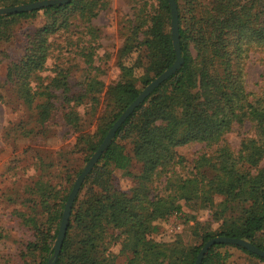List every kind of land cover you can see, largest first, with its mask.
I'll list each match as a JSON object with an SVG mask.
<instances>
[{"label":"trees","instance_id":"16d2710c","mask_svg":"<svg viewBox=\"0 0 264 264\" xmlns=\"http://www.w3.org/2000/svg\"><path fill=\"white\" fill-rule=\"evenodd\" d=\"M31 1L0 0V5ZM148 1L141 0L121 49L127 54L136 46L137 56L130 65L122 64L121 78L106 88L111 109L98 118L96 139L80 130L81 118L75 110L69 108L64 113L66 123L81 131L76 144L87 149L85 161L142 88L175 60L168 0H151L155 2L152 12L146 10ZM175 1L183 62L126 117L83 179L54 264H193L201 246L213 236L243 238L264 251V165H259L264 158V87L259 92L247 91L243 73L250 51L257 53L256 59L264 64V0ZM108 5L105 0H68L0 15V21L33 17L39 11L50 16L49 21L27 34L23 58L11 61L6 69V79L25 95L28 105L39 98L31 96L29 78L44 66L50 48L48 36L66 28L74 13L88 21ZM137 70L141 72L136 78ZM97 84L103 85L89 82L85 93L75 100L80 103L82 95L100 89ZM48 87V94L55 95L60 89L66 100L71 99L66 95L65 76H55L44 89ZM90 98L96 101L95 96ZM43 104L48 101L37 102L36 106ZM245 121L251 123L255 133L244 136L237 151L228 144L221 145L231 125ZM190 142L218 147L198 155L189 175L167 178L169 190L165 195L151 194L148 184L153 176L182 163L183 157L175 147ZM134 162L140 165L135 175L138 182L128 190L117 189L114 172H129ZM36 186L43 205L42 219L33 215L23 219L33 229V238L20 252V264H46L61 218V209H53L50 201L62 208L68 196L67 192L56 197L47 183L37 182ZM178 200L210 210L211 218L218 223L215 229H203L196 222L200 227L193 231L199 239L197 245L183 247L152 237L157 221L181 211ZM110 240L119 243L117 254L110 251ZM238 252L264 264L263 256L232 243L211 245L201 264H232V254ZM119 255L124 257L122 263L116 262Z\"/></svg>","mask_w":264,"mask_h":264},{"label":"rangeland","instance_id":"374dc122","mask_svg":"<svg viewBox=\"0 0 264 264\" xmlns=\"http://www.w3.org/2000/svg\"><path fill=\"white\" fill-rule=\"evenodd\" d=\"M105 2L109 5L92 19L87 21L74 13L66 28H58L48 36L50 48L44 66L29 78L31 96L39 97V101L35 99L30 105L25 102V95L6 79V69L11 61L23 58L27 34L49 21L50 16L39 11L33 17L0 21V263L20 264L21 258L23 260L20 252L26 242L33 238V229L24 224L23 219L27 215L42 219L43 205L38 199L37 182L47 183L56 192V197H62L67 192L69 194L79 174L77 171L87 162L88 151L76 144L77 135L81 131L93 137L97 135L98 118L111 109L106 95L107 86L121 78L122 64L130 65L137 56L136 46H132L131 52L127 54H123L121 49L131 32L141 0ZM154 5L155 2L149 0L146 10L152 12ZM256 54L250 51L243 65L245 86L249 92H259L264 87V64L256 59ZM140 72H135L136 78ZM55 76H65L68 86L66 95L71 98L69 101L60 89L55 95L48 94L49 87L44 89ZM91 81H99L103 85L97 84L100 89L82 95L78 103L76 96L85 93ZM136 85L142 87L138 80ZM91 96H95L96 101H92ZM43 101H48V104L36 106L37 102ZM69 108L80 116L81 131L66 123L64 113ZM254 133L249 121L242 124L234 122L224 134L221 145L228 144L231 150L237 151L241 139ZM217 147V144L204 142L176 146L183 162L175 163L153 176L148 184L151 194L165 195L169 190L166 187L167 178L189 175L193 160ZM259 165H264V158ZM139 171L140 165L137 162L131 165L129 172L116 170L113 174L115 187L120 190L130 189L138 182L135 175ZM52 202L50 206L61 209L62 215L64 205L60 208L58 203L53 205ZM178 202L182 204L181 211L157 221V230L152 237L168 244L176 242L183 247L197 245L199 239L193 233L197 227L196 222L201 223L203 229L208 226L215 229L218 223L211 218L210 210L194 207L191 202ZM197 229L200 230V227ZM119 248V243L109 241V249L113 254H117ZM232 257V264H258L241 252L232 254ZM123 261V256L116 257V262Z\"/></svg>","mask_w":264,"mask_h":264},{"label":"water","instance_id":"95a60500","mask_svg":"<svg viewBox=\"0 0 264 264\" xmlns=\"http://www.w3.org/2000/svg\"><path fill=\"white\" fill-rule=\"evenodd\" d=\"M68 0H35L27 3L15 4L12 6L0 7V15L2 14H10L16 13L19 11H27L34 8H40L43 6L51 5V4H63L66 3ZM170 5L171 11V38L172 44L175 51V60L173 63L158 74L153 80H151L144 88L140 91V93L135 97L133 101H131L127 107L121 112V114L116 118V120L112 123L108 131L106 132L104 138L96 148V150L91 154L87 162L85 163L84 167L77 175L72 188L67 196V199L64 204V208L62 211L61 219L59 222V227L57 231L56 238L52 245V253L48 258L46 264H54L55 259L58 255V252L61 248V244L66 232L67 222L69 219V215L71 212V207L74 198L81 186V183L85 176L89 173L92 169L94 164L97 162L98 158L102 154V152L107 148L108 144L110 143L113 135L115 134L117 128L121 125V123L126 119V117L134 110V108L141 102L143 99L156 87L158 86L163 80L173 74L176 70H178L183 62V58L180 53V45H179V33H178V10L177 4L175 0H168ZM214 243H232L238 244L249 251L255 252L264 257V251L257 247L255 244L251 243L250 241L237 238V237H229V236H213L206 240L204 244L199 249L198 253L196 254L195 260L193 264H201V261L209 249L211 245Z\"/></svg>","mask_w":264,"mask_h":264}]
</instances>
